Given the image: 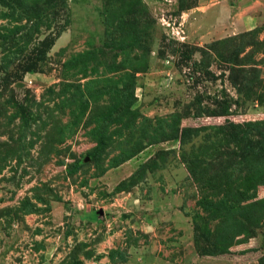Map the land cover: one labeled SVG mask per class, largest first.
Wrapping results in <instances>:
<instances>
[{
    "label": "rangeland",
    "instance_id": "374dc122",
    "mask_svg": "<svg viewBox=\"0 0 264 264\" xmlns=\"http://www.w3.org/2000/svg\"><path fill=\"white\" fill-rule=\"evenodd\" d=\"M0 264H264V0H0Z\"/></svg>",
    "mask_w": 264,
    "mask_h": 264
},
{
    "label": "crops",
    "instance_id": "0c3cea01",
    "mask_svg": "<svg viewBox=\"0 0 264 264\" xmlns=\"http://www.w3.org/2000/svg\"><path fill=\"white\" fill-rule=\"evenodd\" d=\"M217 2V1H216ZM215 2H213V4H214ZM217 3H219V2H217ZM235 3H236V1L234 2L233 1V3L231 2V3H229L230 4V6L228 7L230 10L232 9H234V5H235ZM234 4V5H233ZM216 5H218V4H216ZM244 11H246L245 9H243ZM225 13H226V11H225ZM244 14V13H243ZM243 14H240L239 16H241V15H243Z\"/></svg>",
    "mask_w": 264,
    "mask_h": 264
}]
</instances>
